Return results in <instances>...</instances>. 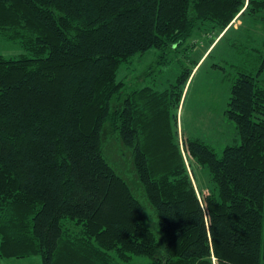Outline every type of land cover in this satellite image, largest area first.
Here are the masks:
<instances>
[{
	"label": "trees",
	"instance_id": "trees-1",
	"mask_svg": "<svg viewBox=\"0 0 264 264\" xmlns=\"http://www.w3.org/2000/svg\"><path fill=\"white\" fill-rule=\"evenodd\" d=\"M248 11L264 12V0H0V36L25 52L0 54V260L264 264V53L230 85L224 114L239 144L218 156L181 136L214 184L201 194L170 122L199 60L171 91L122 96L117 79L133 56L176 49L206 24L211 46ZM112 135L129 150L159 236L104 152Z\"/></svg>",
	"mask_w": 264,
	"mask_h": 264
},
{
	"label": "rangeland",
	"instance_id": "rangeland-1",
	"mask_svg": "<svg viewBox=\"0 0 264 264\" xmlns=\"http://www.w3.org/2000/svg\"><path fill=\"white\" fill-rule=\"evenodd\" d=\"M239 14L230 22L231 27L226 35L220 40L218 37L208 50L209 42L217 32L206 24L203 30H197L176 49L172 48L166 52L151 49L142 55L133 56L128 64H122L118 70L117 79L123 83L122 96L141 86H150L158 91H171L183 72L187 68L191 69L194 61L199 60L189 77L178 109L170 106V113L173 114L170 122L178 132L182 152V135L184 138L202 139L213 147L218 156L227 145L240 142L234 123L226 119L224 111L228 106L229 89L236 69L243 68L255 73L259 68V55L264 53V12L252 14L248 11L243 16ZM23 53L25 52L18 42L8 41L0 36V54L5 57H17ZM259 78L264 85V71ZM155 109L150 113L157 116L160 112H157L158 108ZM103 149L106 156L109 154L116 171L141 202L145 224L159 236L155 226V214L143 196L129 150L121 145L119 137L115 135L104 141ZM183 154L185 164L190 167L188 170L193 177L197 193L213 191L214 184L208 170L191 156L185 155V151ZM152 263L149 259L137 261V264ZM0 264H40V257L4 258L0 260Z\"/></svg>",
	"mask_w": 264,
	"mask_h": 264
},
{
	"label": "crops",
	"instance_id": "crops-1",
	"mask_svg": "<svg viewBox=\"0 0 264 264\" xmlns=\"http://www.w3.org/2000/svg\"><path fill=\"white\" fill-rule=\"evenodd\" d=\"M209 48H210V46L208 47V49H209ZM208 49H207V50H208ZM194 68H195V67H194ZM191 74H192V73H191Z\"/></svg>",
	"mask_w": 264,
	"mask_h": 264
}]
</instances>
